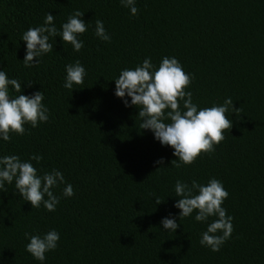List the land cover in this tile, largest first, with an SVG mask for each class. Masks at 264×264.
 <instances>
[{
  "label": "trees",
  "instance_id": "16d2710c",
  "mask_svg": "<svg viewBox=\"0 0 264 264\" xmlns=\"http://www.w3.org/2000/svg\"><path fill=\"white\" fill-rule=\"evenodd\" d=\"M135 6L133 16L120 0H0V70L21 82L20 94L42 91L49 110L47 122L0 139V157L17 155L40 175L55 169L64 176L53 189L59 197L53 212L43 204L32 208L13 194L14 181L5 182L0 264H264V0H135ZM76 10L84 12L87 31L78 37L84 47L75 52L61 37H49L53 51L24 67L23 33L42 26L46 13L60 31ZM96 20L110 41L96 36ZM149 57L156 69L164 57L180 62L198 110L228 98L240 108L225 113L233 127L215 151L190 166L171 165L174 149L143 130L139 108L115 95L120 72ZM77 60L87 75L69 90L65 66ZM9 93L19 95L11 86ZM33 155L43 159L37 163ZM161 158L163 165L155 163ZM212 178L229 193L222 207L234 229L218 252L200 244L217 217L198 222L194 210L179 219L174 207L177 180L207 185ZM68 184L74 195L64 197ZM165 217L176 219V232L163 229ZM52 230L60 236L57 248L36 260L25 233Z\"/></svg>",
  "mask_w": 264,
  "mask_h": 264
},
{
  "label": "clouds",
  "instance_id": "9594fccd",
  "mask_svg": "<svg viewBox=\"0 0 264 264\" xmlns=\"http://www.w3.org/2000/svg\"><path fill=\"white\" fill-rule=\"evenodd\" d=\"M120 3L130 9L131 15L138 14L135 0H120ZM83 16L84 12L76 10L58 31L54 16L46 13L42 26L26 30L21 38L26 42V54L22 61L24 67L38 65L40 57L53 51L49 37L59 36L64 43L71 44L75 52H79L84 43L78 37L87 31ZM95 24L96 36L103 41H110L111 37L103 22L96 20ZM65 69L64 88L73 90L74 85L84 83L87 72L79 60L66 65ZM114 81L115 95L123 100L125 106L139 108L138 116L142 118L140 127L143 130H151L161 145L174 149L173 155L177 159L172 160L171 165L176 168L190 166L202 153L214 152L215 146L225 139L224 131L233 127V122L226 118L225 113L229 111L230 106L233 113L240 112V108L233 107L231 98L226 99L222 106L198 110V106L192 101V93L185 91L191 83V76L185 73L180 62L174 57H164L158 69L152 64L150 57L146 58L134 70L123 69ZM31 83L28 82V86H31ZM9 86L19 95L10 96ZM21 91V82L9 79L7 74L0 70V139L6 142L11 140L12 135H24L25 125L36 128L49 119V110L43 104V92L36 91L29 96L20 94ZM125 97L131 98V104ZM180 101L183 102V110ZM166 120L170 122L165 123ZM30 159L39 163L43 157L33 155ZM155 163L163 165L164 160L161 158ZM13 181L16 190L13 194L18 193L25 202H30L32 208H39L43 204L49 212L55 211L59 197L54 194L53 189L64 183V176L60 171L53 169L40 175L30 161H21L17 155L0 157V189L5 188V182L12 184ZM62 195H74L71 184L63 189ZM228 195L222 182L216 178L210 179L207 185H201L196 180H193L191 185L180 180L175 184V196L179 199L174 207L180 209L179 219L189 217L194 210L197 213L195 220L198 222L217 217L208 224L200 239L201 246L208 247L213 252L220 250L234 230L233 218L227 215L226 209L222 207ZM162 202L159 198L155 201L156 204ZM161 224L164 230L173 232L179 227L176 219L170 217L163 218ZM25 238L30 240L26 251L36 260L43 262L45 254L57 248L60 236L57 231L52 230L43 236L25 233Z\"/></svg>",
  "mask_w": 264,
  "mask_h": 264
}]
</instances>
